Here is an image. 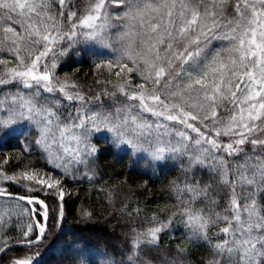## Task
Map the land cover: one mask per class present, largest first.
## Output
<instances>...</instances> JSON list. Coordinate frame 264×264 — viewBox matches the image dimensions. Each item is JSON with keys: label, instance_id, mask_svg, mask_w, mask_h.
<instances>
[{"label": "trees", "instance_id": "trees-1", "mask_svg": "<svg viewBox=\"0 0 264 264\" xmlns=\"http://www.w3.org/2000/svg\"><path fill=\"white\" fill-rule=\"evenodd\" d=\"M45 57L50 87L24 84ZM261 58L264 0H0V192L48 210L0 264H264V110L235 122L264 102L245 101ZM145 92L210 139L142 113ZM0 199L29 212L0 251L37 239L44 207Z\"/></svg>", "mask_w": 264, "mask_h": 264}, {"label": "rangeland", "instance_id": "rangeland-1", "mask_svg": "<svg viewBox=\"0 0 264 264\" xmlns=\"http://www.w3.org/2000/svg\"><path fill=\"white\" fill-rule=\"evenodd\" d=\"M98 17L99 16L97 14H95L91 17H88L85 21H83L82 26L87 27L88 29L93 28ZM47 58L48 57H45L43 60H40L37 65H35L29 72H27L23 76L24 77V80H23L24 84L39 85V83H40L41 85H43L45 87H50L51 74L49 72H45L43 70V66L46 63ZM262 64L264 65V58H261V65ZM250 81L252 83L251 88L253 91L251 92V94H249L247 96L245 101H247L248 98H251L252 100L257 99L264 94V70L262 71V73L260 75L258 74V75H255V77H252L250 79ZM137 96L140 100V102H139V108L140 109L139 110L144 114L152 115L155 122H162L165 119V121L166 120L171 121L175 125H177V127L179 126L180 128H182L185 131L189 130L191 132L190 129L194 130V132H197L198 136L200 138H202L203 140L204 139H206V140L210 139L208 136V133L206 131H204V129L199 130V128L197 129L196 127H194L186 119V117H184L181 113L178 114L172 110L171 111L167 110L166 107H168L167 106L168 104L161 102L159 95H156L153 92H145L144 94L137 95ZM131 97L134 98L133 95ZM27 109L32 110V108H29V107ZM263 110H264V102L263 103L259 102L258 105L251 106L250 110H248L247 113H244L243 115H241L237 118V120L235 121L236 126L247 130V127L249 126V124L254 122L257 119V117L259 120L260 113ZM32 114H34V112H32ZM187 117H189V116H187ZM189 118H191V117H189ZM16 123H18V124L13 125V129L16 132H19L23 129V126L20 125L21 121L15 122V124ZM254 123H252V124H254ZM145 126L147 128H149L148 126H150V123H147V125H145ZM160 126H161L160 123H156L152 128L158 129V127H160ZM225 126L229 127L228 125H226V123H225ZM253 126L254 125H252V127ZM223 127L224 126H219L217 128V130L220 132V134H221V132L222 133L229 132V130H227L226 128L223 129ZM250 129H248V130H250ZM216 133H218V132H216ZM28 213L29 212H28L27 208H24V207L21 208L15 204H11V202H6V201H3L0 199V220L5 221V220H9L10 218H13V217L28 215ZM40 214L45 216V212L40 213ZM249 232H250V228L248 226H245L241 220H238L237 225H236V230L234 233L237 236L238 240L241 239L240 240L241 243L249 239V237H248ZM244 248L246 250L244 255L246 256V254L249 253L250 250L246 247H244Z\"/></svg>", "mask_w": 264, "mask_h": 264}, {"label": "water", "instance_id": "water-1", "mask_svg": "<svg viewBox=\"0 0 264 264\" xmlns=\"http://www.w3.org/2000/svg\"><path fill=\"white\" fill-rule=\"evenodd\" d=\"M0 197L17 199V200L27 201V202H33L34 201V202H37L38 204H40L41 206H43L44 209H45L44 226H43V229H42V232H41L40 236L37 239H35L33 241H30V242H18V243L7 245L6 247H4L0 251V258L7 251H9L12 248H16V247H33V246H36L37 244H39L45 238L46 230H47V226H48V210H47V207L43 204V202L41 200H39V199H36V198L21 197V196H16V195H13V194H8V193H3V192H0Z\"/></svg>", "mask_w": 264, "mask_h": 264}]
</instances>
